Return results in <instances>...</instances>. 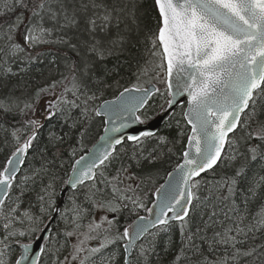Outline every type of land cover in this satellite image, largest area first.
Masks as SVG:
<instances>
[{"label":"snow or ice","instance_id":"obj_1","mask_svg":"<svg viewBox=\"0 0 264 264\" xmlns=\"http://www.w3.org/2000/svg\"><path fill=\"white\" fill-rule=\"evenodd\" d=\"M140 46L151 68L124 86L121 58ZM43 65L60 78L31 87ZM156 96L164 115L186 96L187 128L175 121L186 144L150 199L131 163L155 168L145 145L180 140L124 130ZM101 116L103 143L60 179L64 136L42 141L45 124L71 121L83 144ZM0 133V264H264V0H0Z\"/></svg>","mask_w":264,"mask_h":264},{"label":"trees","instance_id":"obj_2","mask_svg":"<svg viewBox=\"0 0 264 264\" xmlns=\"http://www.w3.org/2000/svg\"><path fill=\"white\" fill-rule=\"evenodd\" d=\"M127 59L121 58V62L125 65L124 68L120 69V76L117 77L121 80L122 85L129 86L130 82L134 83L135 78L132 76V73L136 71V65L139 62L141 67L147 66L150 70L151 65L147 64L146 62L149 61L148 53L145 51V49L140 46L133 50H131L129 53L126 54ZM116 61H110L109 67L111 68L113 64H115ZM62 71V69H61ZM43 72V76L40 75V73ZM50 78L59 79L60 75L59 72L56 70L55 66L53 65L51 70L48 69L47 65L40 66L34 70V72L27 77L26 79H29L31 81V87H36L38 85H44L45 83L50 82ZM150 77H145L144 82L146 83L147 79ZM153 83H156L155 80L152 81ZM157 87H161L163 89V86L160 84H157ZM122 90V88L120 89ZM115 94H118L117 89L113 88L111 91L105 92L101 95V98L96 102L97 105L100 104L102 101L107 99H112ZM165 101L159 96H156L151 101V108L148 112V118H152L156 112L160 109L161 105H164ZM183 108L177 109L171 117L168 119L166 123H164L157 133L159 135L166 136L168 141H175L180 140L179 143L175 144V147H173L172 143H168L166 145H158L154 141L149 142L145 145V147L148 149V151H151L153 148L157 149L160 155L161 163L155 167L149 169L147 166L139 167L135 163H131L130 166V174L132 176L136 177V180L133 181V187L136 186V184L141 183V178H145L146 182L142 184V188H146L148 190V197L151 199L153 191L155 188L160 184L161 180L165 177L166 173L171 170L177 162L180 160V153L184 149V144L186 137L184 139H180L178 136V129L176 127L175 121L177 119H181V126L183 128H187V126L183 123L181 113ZM75 116H79V113L76 112ZM171 121L172 127H167V123ZM71 121L65 122L62 118L57 117L56 119H53L50 123H46L45 127L41 131V138L42 141H46L48 137V133L50 131L55 132L57 135H63L64 136V143L60 146V149L62 151V155L57 160V167H58V177L60 179H67L71 165L73 161L80 156L87 148L98 138L101 129H102V120L98 117H93L92 120L88 122V125L90 127V135L86 139V141L83 144L75 143V141L78 139V136L75 133V130L69 129V124ZM2 133H0V140H2ZM168 148H173V151L171 153L168 152ZM73 149H75V155L72 154ZM132 145L128 144V152L131 154ZM52 151H56V149H52ZM147 155V152L144 153ZM123 155V154H122ZM4 159V154L0 153V162H2ZM123 159L127 162V157H123ZM29 160H31V157H29ZM63 165V167H60V165ZM36 166H39L38 163ZM114 167H119V161L116 162ZM110 171H113V169H110ZM219 171V170H218ZM114 174V172H113ZM151 176V179H147V177ZM204 180H211L213 179V175L211 172L207 174L202 175ZM71 194L69 192L65 200H67L68 196ZM145 203L149 204L148 199L145 200ZM63 206V204H62ZM144 211L141 210L140 214H143ZM99 215H102V213L97 214V217ZM96 217V218H97ZM135 215L128 217L126 214V218L121 219V227L127 226L133 219ZM174 238L178 241V236H174ZM169 257H164V264H167V261ZM45 264H47V260L45 258Z\"/></svg>","mask_w":264,"mask_h":264},{"label":"water","instance_id":"obj_3","mask_svg":"<svg viewBox=\"0 0 264 264\" xmlns=\"http://www.w3.org/2000/svg\"><path fill=\"white\" fill-rule=\"evenodd\" d=\"M112 99H114V97H113ZM112 99H107V100H112ZM175 99L178 101V103L175 105L174 110H172V112H171L169 115H164V113L161 111V107H160V109L156 112V114H155L152 118H150L149 120H147L145 124H143V125H141V124H132L131 127L125 129V130H124L125 135H128V134H135V133H137L138 131H143V130H152V131L157 132V131L159 130V128H160L164 123H166V122L168 121V119L171 117V115H172L177 109H179V108H181V107H184V108H183V110H184V109L187 107V98H186V96H184V97H176ZM102 103H103V101H102L100 104H102ZM98 105H99V104H98ZM164 105H165V104H164ZM165 107H166V105H165ZM162 115L164 116V118H163V119H160V116H162ZM98 118H100V119L102 120V129H101V132H100L98 138H97V139H96V140H95V141H94V142H93V143L87 148V150H85L80 156H85V157L87 158V156L89 155V152H88L89 149H92V148H94L95 146L101 145V144L103 143V142L100 140V137L106 135V133H105V131H104L105 127H107V125L104 124V119H106V118L103 117V116L98 117ZM186 126H187V125H186ZM185 144H186V140H185ZM80 156H78V157L73 161L72 165L75 163L76 160H78V159L80 158ZM172 169H173V168H172ZM172 169L169 170V171H172ZM71 174H72V166H71V169H70V171H69L68 176L71 175ZM202 175H203V174H202ZM67 178H68V177H67ZM167 179H168V177H167V174H166V176H165L164 179L162 180L161 184L164 183ZM65 187H67V186H65ZM69 192H71L70 189L62 194V204H63V201H64L66 195H67ZM152 198H154V197L152 196ZM151 206H152V204L149 203L148 207H151ZM147 215H148V213L145 211V214H143V216H147ZM135 218H136V217H135ZM135 218H134V219H135ZM34 248L38 251V247H37L36 245H34Z\"/></svg>","mask_w":264,"mask_h":264},{"label":"rangeland","instance_id":"obj_4","mask_svg":"<svg viewBox=\"0 0 264 264\" xmlns=\"http://www.w3.org/2000/svg\"><path fill=\"white\" fill-rule=\"evenodd\" d=\"M141 213V210L140 211H138V214H140ZM97 219H99V217H97Z\"/></svg>","mask_w":264,"mask_h":264},{"label":"bare ground","instance_id":"obj_5","mask_svg":"<svg viewBox=\"0 0 264 264\" xmlns=\"http://www.w3.org/2000/svg\"><path fill=\"white\" fill-rule=\"evenodd\" d=\"M161 182H162V180H161ZM161 182H160V183H161ZM159 185H160V184H159ZM159 185H158V186H159ZM158 186H157V187H158ZM153 192H154V191H153ZM64 200H65V199H64Z\"/></svg>","mask_w":264,"mask_h":264}]
</instances>
